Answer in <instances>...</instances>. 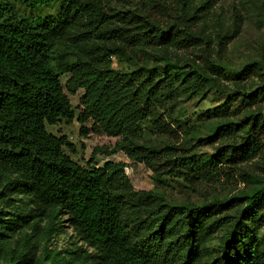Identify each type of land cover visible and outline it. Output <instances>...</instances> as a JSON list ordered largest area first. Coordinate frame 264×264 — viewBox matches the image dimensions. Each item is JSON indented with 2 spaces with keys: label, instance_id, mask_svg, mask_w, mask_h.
<instances>
[{
  "label": "trees",
  "instance_id": "16d2710c",
  "mask_svg": "<svg viewBox=\"0 0 264 264\" xmlns=\"http://www.w3.org/2000/svg\"><path fill=\"white\" fill-rule=\"evenodd\" d=\"M21 1L32 8L58 2L59 10L51 18L32 21L17 13L11 0H0V264H262L264 228L262 234L258 228L264 186L200 204L160 205L135 233L129 227L134 210L124 199L131 195L125 163L80 164L66 152L73 151L74 144L46 128L75 116L51 61L52 49L60 45L74 58L66 89L71 94L84 90L76 115L82 133L86 135L84 124L91 122L94 132L119 137L107 154L122 150L154 170L167 167L177 176L214 179L221 162L238 163L263 153L260 113L249 115L247 122H252L241 141L201 162L193 155H177L174 145L158 147L141 139L144 122L163 134L174 133L161 111L162 101L177 93L174 78L215 84L211 75L181 70L165 56L161 58L173 76H160L141 50L207 43L199 24L208 1L189 14L186 0H180L179 11L163 0L149 1L147 8L142 0L143 6L135 2L132 8L116 11L107 0ZM154 8L171 20H157L149 10ZM138 52L144 56L139 67L113 65V57ZM254 65H245L240 73L252 72ZM240 100L247 106L263 102L264 77ZM232 125L216 126L206 140L219 138ZM236 204L242 206L223 213ZM64 221L73 234L58 246L55 241ZM224 224L219 257L203 261L207 240Z\"/></svg>",
  "mask_w": 264,
  "mask_h": 264
},
{
  "label": "rangeland",
  "instance_id": "374dc122",
  "mask_svg": "<svg viewBox=\"0 0 264 264\" xmlns=\"http://www.w3.org/2000/svg\"><path fill=\"white\" fill-rule=\"evenodd\" d=\"M149 1L153 3L160 0H146V8ZM203 1H208V4L203 11L204 16L199 24V28H203L199 33L208 39L207 43L183 49L171 44L141 48L148 65L157 67L156 71L160 76H173L161 58L165 56L176 62L181 70L196 69L202 75L213 77L214 85H209V82L198 84L182 77L174 78L177 93L170 100H163L161 107L166 120L174 129L173 134L159 132L150 122L141 125L143 142L154 143L158 147L174 145L177 155H193L200 162L205 157H214L219 148L241 141L252 122H247L249 115H264V101L247 106L240 100L245 93L256 88L264 77V0H186L185 12L191 13ZM135 2L138 6H143L142 0H107L111 11L132 8ZM163 2L175 4L178 11L181 6L180 0ZM11 5L19 15L32 21L51 18L59 10L58 2L32 8L21 0H11ZM158 9L149 10L161 22L171 20L165 12ZM143 58L140 52L136 56L127 54L113 57V65L121 69H135L142 64ZM51 61L71 100L75 116L71 119L60 118L55 124H47L46 128L56 135H65L74 144V150L66 149V152L80 164L87 165L92 161L101 166L107 160L125 163L131 195L124 199L126 207L134 210L132 220H129V227L133 232L140 233L150 220L152 209L160 205L189 202L200 204L213 198L251 193L264 186V152L247 161L232 164L221 162L218 166L219 174L214 179L177 176L167 172V167L154 170L143 162L133 161L122 150L107 154L119 137L94 132L91 122L84 124L88 129L84 135L82 124L76 118L80 112V98L84 90L79 89L71 94L66 89L74 58L64 47L57 45L51 51ZM211 63L216 67L212 68ZM251 63H255L254 70L242 75L241 70ZM237 93L240 94L236 96ZM228 123L233 124L232 130L213 141L206 140L216 126ZM241 206L242 204H236L223 213L231 214ZM128 213L129 210L125 209L124 216L127 217ZM261 223L259 234H262L264 228V212ZM63 225V232L55 241L58 246H64L68 242V236L73 234L72 227L66 221ZM226 225L207 240L203 261L219 257V240Z\"/></svg>",
  "mask_w": 264,
  "mask_h": 264
},
{
  "label": "water",
  "instance_id": "95a60500",
  "mask_svg": "<svg viewBox=\"0 0 264 264\" xmlns=\"http://www.w3.org/2000/svg\"><path fill=\"white\" fill-rule=\"evenodd\" d=\"M93 167H96L95 165H93Z\"/></svg>",
  "mask_w": 264,
  "mask_h": 264
}]
</instances>
